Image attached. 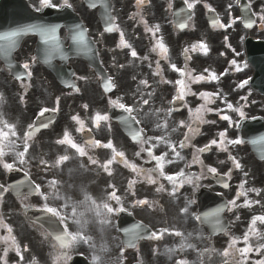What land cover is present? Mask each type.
Wrapping results in <instances>:
<instances>
[{"label":"snow or ice","instance_id":"obj_1","mask_svg":"<svg viewBox=\"0 0 264 264\" xmlns=\"http://www.w3.org/2000/svg\"><path fill=\"white\" fill-rule=\"evenodd\" d=\"M236 2L239 3V0H236ZM144 3H145V0H136L137 7H139L140 5H142ZM185 3H187V5L190 6V7H188L189 9L194 7L193 3L190 2V0H185ZM168 6H169V8H171L172 7L171 3H169ZM53 7H56V5H54L52 3V0H39V6L36 8V11L40 12V11H42L45 8H53ZM62 7H70V5L68 4L67 0H64V4L62 5ZM262 11H264V10H262ZM134 18L135 17H133V19ZM259 19L261 20V27H264V14L260 15ZM218 22H219L218 20L213 21V25L216 26L218 24ZM251 25H252V21H249L248 26L250 27ZM144 26H145V30L146 31H149V32L152 33L153 37H156L157 33H159L161 31V28H160L159 25H155V26L149 27L147 25V23L144 22ZM59 27L60 26L56 25V24H44V23H29L27 25L18 27V28L14 29V30H12L10 32H5L3 34H0V40L7 41L6 44L0 45V49H8V48L14 47L15 44H16V38L21 36V35H23V34L35 33V34H37L40 37L41 42L44 45L48 46L46 48V59H47V61L50 62L51 54L53 52L61 51V46H60L59 40H58V38L56 36L57 29ZM181 27H184V25L182 24ZM223 27H224V25H223ZM105 30L108 31V32H111L114 29L109 27V28H107ZM122 37L124 38L123 33L120 34V41H121ZM71 39L78 46V49L86 50L88 48L85 31L81 28V26L77 25V29H76L75 33L72 35ZM201 46L203 48H206V49L208 48V46L205 43H197V44H194L192 46L191 51H196ZM122 47L132 48V45L128 44L125 41V45L122 46ZM162 49H164L165 51H161ZM151 51L158 52L161 55V57L163 59H165V60L168 59V55H167L168 54V48L166 47L162 37L156 39L155 45L153 46ZM188 51H189V49H185V60L189 59V57L187 56V52ZM204 53H207V52H204ZM130 55L132 57H134V58L138 57V53H137V51L135 49L131 50ZM62 58H65V57H62ZM144 58L147 59V57H144ZM33 61H35V57H33ZM230 63L235 68L236 71H240L241 70V68L237 64L236 60H232ZM157 64H159V61H157ZM23 67L25 69H27V68H29V65L26 63V64L23 65ZM171 69L174 72L179 73L180 76L183 77V81L182 82L185 85V90L186 91H190V89L188 88V84L186 82L187 80H192L194 82H201V81L209 82V81H216V80L219 79V76L216 74L215 71L211 72V76H212L211 79L208 77V75L207 76L202 75L201 79L196 80L195 77L189 76L187 67L180 68V67H177L176 64H171ZM30 76H31V73H29V77ZM178 81H180V79H177L175 82H178ZM245 84H247L246 80L240 82V84L237 87H243ZM70 86L71 87H75V85H70ZM25 87H27V85H25ZM104 87H105V91H110L112 88L115 87V85L111 84V81L108 80L107 83H105ZM201 93L199 95H200V98L203 99V97L201 96ZM193 95H195V93H193ZM219 96H220V93H213L212 96L207 101H204V104L207 105V111H205L204 113L215 112L217 115L220 116L221 120L231 122V117L229 115H227V114L221 115V111H222L221 109H213V108L209 107V105L214 104L216 102L215 98L219 97ZM177 99L178 100H183L184 97H182L179 94H177ZM241 99L242 100H246L247 97H242ZM109 102L111 104H114L117 107H122V105H120L118 103V101L110 100ZM224 102H225L226 107H227L228 110H230L232 112H235V113H238L240 118H245V112L243 110V107H241V106L234 107L233 104L230 103V102H227L226 99H224ZM56 103H57V105L59 104V99H57ZM84 107L86 108L87 105H84ZM48 111H49V109L44 108V109H42L40 111L39 115L42 117ZM51 111H53V112L58 111V107L52 108ZM71 119L73 121H75L78 125H82L83 124V121L81 120V118L79 116L74 115V116L71 117ZM93 119L102 121V120L108 119V117L106 115H104V114L97 113L96 116ZM199 120L201 121V123H210V124H214L215 123V121H207L206 119H204V116L201 119H199ZM42 124H43V128L46 129V128H48L50 126L51 121H49L48 123H42ZM40 127H41V124H40ZM187 127H188L190 133L193 132V130H192L190 125H188ZM77 130L82 131L83 128H78ZM38 131H39V128H37L36 125H34V124L30 125L29 134H31L33 132H38ZM66 135H68V133L64 131L63 132V136H66ZM219 138H220L219 142H218L217 139H212L208 144H205L203 147L196 148L195 152L198 153V154H203L205 152L210 151L213 146L219 148L220 151L228 152L229 149L225 146L226 144L240 145L242 143V141L239 140V139L227 140L226 133L223 132V131H221L219 133ZM189 139H190V137L186 135L185 136V141L188 142ZM88 142L90 144H94V145L96 143H102V142H97V141H88ZM56 143L62 145L63 143H65V141L63 139H58L56 141ZM184 143L185 142L182 141V146H184ZM73 147H76V145L74 144ZM193 158H195V157H193ZM228 159L232 162L234 168L237 169L238 161L235 162V163L233 162L235 160V157H233L231 154H229ZM23 162L24 161H20V163H23ZM220 163H224V161H220ZM200 166H201L202 170L206 167L202 160H201ZM12 170H14V169H11L10 167L7 169V171H9V172L12 171ZM207 171L210 172V173H213V174L217 173V169L215 167H207ZM227 175L230 177L231 173L229 172V173H227ZM23 183L24 182L22 181L21 184H23ZM239 186L240 185H238V187ZM9 187L10 188H15L18 191L20 185L9 186ZM222 187L227 189V188H229V184L228 183H223ZM39 188H40L39 185H35V188L33 189V194L38 195V196L41 197L42 196V191L41 190L40 191L37 190ZM4 190H5L4 185H0V192H3ZM0 198H2V197H0ZM27 199H28L27 195L21 196V200L22 201H26ZM25 207H28V205L25 204ZM43 210L48 212L49 214H54V210L52 208H44ZM109 211L110 212H112V211L122 212V211H124V209L122 207H120V208H116V209H109ZM222 211H224V208L217 209L215 212H213V213H211L209 215L216 216L219 212H222ZM8 231L10 232L11 230H8ZM129 231L131 232L132 238L136 239L138 232L136 230H129ZM49 235L51 236L52 234L49 233ZM64 237H65L64 235H56L55 239L57 241H60L61 242L60 244H64V246L67 247V245L64 243L65 242ZM3 240L5 242L11 240V250H14L16 252V254L18 256H20V260L23 261L24 257H23L22 251L18 250L20 248V245L15 242V237L9 236L8 239H4V237H3ZM60 258H61L62 264H70V262L72 260L71 257L69 256V254L66 251H61L60 252ZM0 260L3 261V264H6V261H7L6 256L0 258ZM58 264H59V262H58Z\"/></svg>","mask_w":264,"mask_h":264},{"label":"rangeland","instance_id":"obj_2","mask_svg":"<svg viewBox=\"0 0 264 264\" xmlns=\"http://www.w3.org/2000/svg\"><path fill=\"white\" fill-rule=\"evenodd\" d=\"M50 91L51 90H49L48 92ZM172 140H173V136L168 135L167 142L172 141ZM39 143L41 145V141ZM230 152H233L238 158H240L241 151L238 148L230 150ZM230 152L228 151L227 154H229ZM244 153H246V150H244ZM252 163H254V161L249 156H247L246 164L250 165ZM255 168L258 169V165H256ZM104 190H105L104 184H100V190H99L98 195L102 196ZM89 191L93 193L94 195L92 184H89ZM121 197H122V201L130 202V200L127 199L124 194H121ZM183 202L184 200L182 201V203L178 204V207L186 204ZM176 209H177V206L174 204L173 198L167 195L165 199L163 213L167 215V220L169 219V221L163 224L164 226L168 228H176L178 230V232L176 233V241H174L171 238L167 239L166 236L163 235L162 240L156 244H145V245L143 244L142 245L143 247H139L137 251L135 252L136 257L139 258L137 259L138 261L144 262L145 264H173L172 258L175 257L173 252L175 248L177 247L178 248V250H176L177 255L181 256L179 264H194L190 256L186 257L184 255L182 251V244L181 242L177 240L179 237L180 238L183 237L184 230L181 224H179V222L176 220V216H175ZM189 212L190 211L187 209V213H186L187 216ZM189 242L191 245H194V247L195 246L198 247L197 242L194 243L193 240H190ZM256 242L258 243L259 241L256 240ZM104 246H106L108 250L100 251V248ZM249 246L251 245L250 244L246 245L245 249H248ZM258 247L259 248L264 247V243L259 242L258 244H253L252 251H258L259 250ZM98 248H99V251L97 250ZM116 248H117V243L114 241L112 237H110L105 242V244L100 245L99 247L96 246V249L94 252H96V254L101 257L98 264H129L130 262H132L133 259L128 254H123L120 257H118V255H116V252H115ZM205 260H208L207 262L208 264L216 263V259L214 258V256H206Z\"/></svg>","mask_w":264,"mask_h":264},{"label":"flooded vegetation","instance_id":"obj_3","mask_svg":"<svg viewBox=\"0 0 264 264\" xmlns=\"http://www.w3.org/2000/svg\"><path fill=\"white\" fill-rule=\"evenodd\" d=\"M119 12H120L119 9L115 8L113 10V15L119 14ZM98 50H99V46H98ZM81 63H82V69L85 68L86 67V63H84L83 61H81ZM75 69L77 71L81 70L79 63L75 64ZM86 70H89V69L86 68ZM76 82H77L78 87L83 89V91L81 93V97L84 98V99L91 98L93 92L96 91V87L94 86V80L91 79L90 81H87L86 83H84L83 80H76ZM74 105H76V102H74ZM5 207H8V206H5ZM7 221H9V219H6V220H1L0 219V243L3 240V237H4V239H8L7 233L9 231H8V229H7L8 227L6 225ZM0 264H3V262L0 263ZM6 264H13V262L11 261L10 263H6Z\"/></svg>","mask_w":264,"mask_h":264},{"label":"clouds","instance_id":"obj_4","mask_svg":"<svg viewBox=\"0 0 264 264\" xmlns=\"http://www.w3.org/2000/svg\"><path fill=\"white\" fill-rule=\"evenodd\" d=\"M77 223L79 224V221H77ZM91 239V238H90ZM93 248H96V245H92ZM107 247L104 246L102 248H100V251H107ZM101 257L99 255L96 254V252L92 253V264H98V262L100 261Z\"/></svg>","mask_w":264,"mask_h":264},{"label":"bare ground","instance_id":"obj_5","mask_svg":"<svg viewBox=\"0 0 264 264\" xmlns=\"http://www.w3.org/2000/svg\"><path fill=\"white\" fill-rule=\"evenodd\" d=\"M77 176H80L79 174H77Z\"/></svg>","mask_w":264,"mask_h":264}]
</instances>
